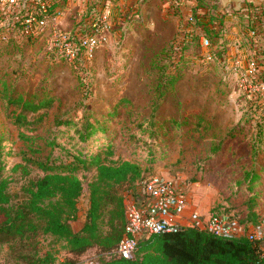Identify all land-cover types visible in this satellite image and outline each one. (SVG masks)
<instances>
[{
	"label": "rangeland",
	"instance_id": "1",
	"mask_svg": "<svg viewBox=\"0 0 264 264\" xmlns=\"http://www.w3.org/2000/svg\"><path fill=\"white\" fill-rule=\"evenodd\" d=\"M71 1L66 19L62 15L37 37L22 24L10 31L14 13L0 17V148L10 154L5 157L9 192L21 195L23 186L42 176L32 169L11 175V167L22 162L21 151L33 159L70 163L82 146V124L99 121L107 131L100 141L116 142L125 160L162 166L156 174L176 180L200 216L248 217L246 183L252 174L264 176V85H253L250 78L254 57L247 19L233 14H242L241 9L233 12L228 0H141L123 13L122 24L110 21L108 42L95 51L89 68L76 70L77 61L68 60L54 36L57 29L72 37L82 26L80 0ZM108 2L99 0L101 9ZM63 7L58 5L59 15ZM188 11L195 14L194 39L179 67L171 70V45ZM90 27H84L83 36ZM203 36L211 41L208 49L201 46ZM24 100L47 106L43 114H29V125L20 127L16 119ZM162 127L168 133L153 137ZM24 135L39 138L27 143ZM84 183L88 201H79L80 212L90 205L89 180ZM85 220L81 213L72 223L75 232ZM34 243L40 256L51 253L56 264L71 258L61 239L40 236ZM19 245H0V264H27L19 257ZM101 257L108 258L91 249L76 264H98Z\"/></svg>",
	"mask_w": 264,
	"mask_h": 264
},
{
	"label": "trees",
	"instance_id": "2",
	"mask_svg": "<svg viewBox=\"0 0 264 264\" xmlns=\"http://www.w3.org/2000/svg\"><path fill=\"white\" fill-rule=\"evenodd\" d=\"M47 1L53 2L50 15L56 16L58 8L55 0ZM106 8L101 9L99 6L97 16L92 21L86 23L82 19V26L77 29L79 34L83 33L86 25L91 26V32L88 33L91 34L93 24ZM199 8L205 10L201 9L203 3H200ZM246 8L245 14H233L243 15L247 19L245 32L251 41L253 57L258 63L257 82L261 83L264 82V9L250 3ZM3 15L5 14L0 13V17ZM188 15L189 11L181 18L179 31L171 45V70L179 67L185 58L186 48L194 39L193 25L188 23ZM21 16L22 13H14V23L10 26V31H15L22 24L19 20ZM202 19L205 20L206 17ZM182 27L189 30L184 33V41L178 46ZM248 30L255 32V35L250 37ZM20 104V113L16 119L20 127L29 125V114H43L42 110L47 106L42 101L29 103L24 100ZM159 105L156 103L153 110L157 112ZM65 124L70 125L71 121H66ZM104 126L105 123L99 121L92 125L82 124L78 132L82 146L70 163L55 164L49 159H33L21 151L19 155L22 162L11 167V175L19 170L28 173L29 169L42 173V176L22 187L21 195H12L9 192L11 178L5 174V157L10 154H5L0 148V245L20 243L19 257L27 264L57 263L51 253L43 256L38 254V245L34 242L40 236H53L65 242L71 258L61 264H76L78 258L91 249H97L108 257H101L98 264H264V253L259 242L220 239L194 229L152 236L141 242L136 257L131 260L114 255L124 232L127 196L136 195L139 183L157 175L155 170L163 167L156 166L154 169L148 161L123 159L117 153L116 142L100 141L104 138L102 133L107 132ZM172 129L169 128L171 131ZM259 130L263 132V127ZM160 131L158 135L155 134L156 131L152 132V136L168 133L164 127ZM24 138L29 143L30 139L34 142L39 137L24 135ZM50 145L56 146L54 142H50ZM90 146L95 150L91 148L87 151ZM86 179L89 180L87 191L90 205L82 229L75 232L72 223L78 220V203L84 194ZM244 194L249 215L246 218L238 214L235 216L243 224L257 226L263 221L260 219L264 214V176L258 173L249 176ZM26 250H29L27 254ZM31 252L34 253L30 255Z\"/></svg>",
	"mask_w": 264,
	"mask_h": 264
},
{
	"label": "built area",
	"instance_id": "3",
	"mask_svg": "<svg viewBox=\"0 0 264 264\" xmlns=\"http://www.w3.org/2000/svg\"><path fill=\"white\" fill-rule=\"evenodd\" d=\"M252 2L242 3L241 12L245 14L246 5ZM254 5V4H253ZM256 6V5H254ZM264 9V1L256 6ZM51 4L47 0H0V13H22L19 20L26 33L31 36L43 34L49 24L57 25L58 14L50 15ZM109 5L107 12H103L93 24L92 33L83 36L76 31L72 37L63 34L55 29L54 36L59 42L61 50H65L68 60L75 64L76 70L88 67L94 59L95 51L108 42L107 34L111 31ZM233 12L235 11L232 8ZM196 22L194 13L189 11L188 23L193 25ZM189 30L182 27V34L179 36L177 45L184 41V33ZM249 36H254L255 32L249 31ZM7 36L4 37L6 39ZM77 41V42H75ZM201 46L208 49L211 41L206 36L200 40ZM258 63L254 59L253 73L250 75L252 84L256 86L264 85L258 83ZM136 195L129 194L125 201V226L122 239L114 252L119 258L125 260L134 259L139 251L141 242L162 234H175L184 230L194 229L216 238L225 240H247L252 243L260 242L264 239V222L257 226L243 224L233 213H222L211 215L204 219L199 215L197 208L192 202L180 193L178 183L174 179L154 175L141 181ZM85 199L84 195L80 201ZM88 199V197H86ZM85 199V201H88ZM80 202L78 204V209ZM86 216L87 211L78 212Z\"/></svg>",
	"mask_w": 264,
	"mask_h": 264
},
{
	"label": "crops",
	"instance_id": "4",
	"mask_svg": "<svg viewBox=\"0 0 264 264\" xmlns=\"http://www.w3.org/2000/svg\"><path fill=\"white\" fill-rule=\"evenodd\" d=\"M139 1L141 0H112V2L109 3V8H108L109 9L108 14H112V16H110V21L112 23L122 24L121 21H123L124 19H121V16L123 15V13L128 12L129 10L133 9V7H135L134 5ZM71 2H72L71 0H55V4L57 5V7L59 4L64 5L61 14L60 15L58 14L59 21L62 15L64 16V19H66V15L70 13L69 12L70 10H68L69 9L68 5H70L69 3ZM246 2H251V0H246ZM97 3H98V0H80V9L82 11L81 12L79 11L80 12L79 14H80L81 20L83 19L82 21L87 23L89 21H92L94 17L97 16L96 13L98 12V9H99V4ZM50 4L54 5L53 2H50ZM111 11L113 13H111ZM103 12H107V8ZM118 13H122L120 14L119 18H118ZM208 218H204V219H208ZM259 244L264 253V239L260 241Z\"/></svg>",
	"mask_w": 264,
	"mask_h": 264
},
{
	"label": "water",
	"instance_id": "5",
	"mask_svg": "<svg viewBox=\"0 0 264 264\" xmlns=\"http://www.w3.org/2000/svg\"><path fill=\"white\" fill-rule=\"evenodd\" d=\"M244 0H228L226 5H231V8H233L235 11H239L242 7V2ZM246 1V0H245ZM264 0H251V2L256 5L259 6L263 3Z\"/></svg>",
	"mask_w": 264,
	"mask_h": 264
}]
</instances>
